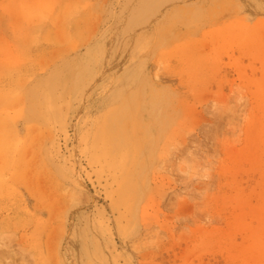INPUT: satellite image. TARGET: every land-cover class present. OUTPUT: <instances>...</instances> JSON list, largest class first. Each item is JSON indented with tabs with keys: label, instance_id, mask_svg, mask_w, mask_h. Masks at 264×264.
<instances>
[{
	"label": "rangeland",
	"instance_id": "374dc122",
	"mask_svg": "<svg viewBox=\"0 0 264 264\" xmlns=\"http://www.w3.org/2000/svg\"><path fill=\"white\" fill-rule=\"evenodd\" d=\"M0 264H264V0H0Z\"/></svg>",
	"mask_w": 264,
	"mask_h": 264
},
{
	"label": "bare ground",
	"instance_id": "6f19581e",
	"mask_svg": "<svg viewBox=\"0 0 264 264\" xmlns=\"http://www.w3.org/2000/svg\"><path fill=\"white\" fill-rule=\"evenodd\" d=\"M263 122V121H262ZM262 135V134H261ZM258 138V137H257Z\"/></svg>",
	"mask_w": 264,
	"mask_h": 264
}]
</instances>
